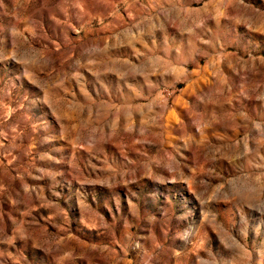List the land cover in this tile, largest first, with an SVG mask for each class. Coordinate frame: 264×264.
I'll return each mask as SVG.
<instances>
[{
  "label": "rangeland",
  "instance_id": "1",
  "mask_svg": "<svg viewBox=\"0 0 264 264\" xmlns=\"http://www.w3.org/2000/svg\"><path fill=\"white\" fill-rule=\"evenodd\" d=\"M0 264H264V0H0Z\"/></svg>",
  "mask_w": 264,
  "mask_h": 264
}]
</instances>
